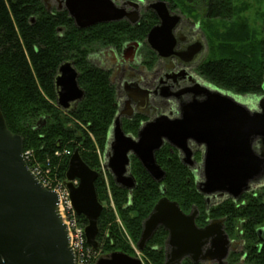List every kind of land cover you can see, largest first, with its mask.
<instances>
[{
    "label": "water",
    "instance_id": "1",
    "mask_svg": "<svg viewBox=\"0 0 264 264\" xmlns=\"http://www.w3.org/2000/svg\"><path fill=\"white\" fill-rule=\"evenodd\" d=\"M120 1L58 0V9H64L74 26L84 30L120 21L135 25L138 6L145 4V10L158 20L145 42L158 59H178L183 68L173 81H183L184 85L177 93H170L169 87L163 92V98L178 100L176 114L149 119L135 137L124 133L123 114L117 112L108 131L103 169L116 187L131 192L136 187L130 174V158L134 157L155 183H161L165 172L157 165L155 155L168 145L178 152L181 164L190 171L195 166L201 169V179L195 185L207 210L211 199L237 201L254 191L264 183V96L255 108H249L231 93L211 88L188 74V68L195 69L204 61L206 46L197 37L193 44L175 51L174 31L183 17L172 12L166 2L135 0L130 3L134 10L126 12L118 6ZM41 2L46 6L45 0ZM137 48L136 43L127 44L121 58L131 64ZM201 54L204 56L197 63ZM78 77L70 61L57 69L56 107L63 112L75 109L84 99ZM125 90L128 100H136L134 91L128 87ZM196 152L201 154L200 163L194 160ZM22 154V139L7 130L0 111V264H74L68 232L57 212L58 196L42 186ZM98 176L84 164L77 150L72 153L64 185L74 212L86 220L85 242L94 251L98 249L97 222L103 208L95 190ZM197 215L196 209L184 214L177 203L161 198L142 222L136 250L143 251L156 231L162 229L167 233L163 264H182L184 260L192 264H226L236 244L229 241L224 221L213 220L200 228L195 223ZM95 264L142 262L138 257L114 252L100 257Z\"/></svg>",
    "mask_w": 264,
    "mask_h": 264
},
{
    "label": "trees",
    "instance_id": "2",
    "mask_svg": "<svg viewBox=\"0 0 264 264\" xmlns=\"http://www.w3.org/2000/svg\"><path fill=\"white\" fill-rule=\"evenodd\" d=\"M144 1L166 2L171 11L177 7L174 0ZM180 1L203 11L207 22H231L236 13L232 0ZM145 16L147 25L143 21L134 26L120 21L79 30L66 11L48 12L41 0H0V111L6 128L22 139L23 152L32 151L36 161L41 166L48 164L61 181L76 150L84 164L98 173L95 190L103 207L96 237L100 256L121 252L136 257L142 222L165 197L177 203L184 214L196 209L195 223L200 228L213 220L224 221L226 235L243 243L240 254L229 255L228 264L240 259L243 264H264V183L237 202L226 199L207 210L196 191V177L168 145L155 155L157 165L165 172L161 183H155L134 157L130 158V174L136 187L131 192L116 187L109 173L103 171L101 157L117 104L108 74L87 58L103 48L120 50L126 42H143L156 20L150 13ZM214 38L218 44L211 49L213 58H206L195 69L196 75L235 96H264V14L258 36L243 23L240 29L232 26L229 32ZM66 61L73 63L84 91V99L70 112H63L55 104L54 78ZM136 124L123 123L124 132L135 136ZM194 160H201L199 152ZM79 220L86 225L83 217ZM166 238L165 231H156L139 252L144 264L164 263ZM182 264L192 263L184 260Z\"/></svg>",
    "mask_w": 264,
    "mask_h": 264
},
{
    "label": "flooded vegetation",
    "instance_id": "3",
    "mask_svg": "<svg viewBox=\"0 0 264 264\" xmlns=\"http://www.w3.org/2000/svg\"><path fill=\"white\" fill-rule=\"evenodd\" d=\"M131 2L133 3L135 0H130V2L121 0L118 3V6L123 8L126 12H131L134 10L133 6L130 4ZM58 7L56 9L57 11L64 10H59ZM138 9L139 18L135 25H138L142 21L147 25L148 21L145 18L147 13H150L156 19L151 28L158 25L156 16L151 11L145 10V4L140 3ZM47 11L50 12L48 9ZM174 38L176 41L175 51L179 52L181 48L193 44L196 41L197 36L194 35V31L191 28V23L187 20H183L182 18L180 25L174 31ZM145 40L146 37L143 42H126L120 50L112 47L103 48L99 51L89 54L87 58V61L91 65L108 74L109 87H112L114 90L115 102L117 104L116 114L117 112L123 114L121 119L122 129L123 123L126 122H132L133 126L137 123L139 129L149 119L158 117L161 114L167 115L168 113L172 112L174 116L176 114L179 102L175 97L163 98V92L165 88L169 87L170 93L174 94L177 93V91L184 85L183 81H177V83L173 81L174 78L178 77L179 72L183 68L178 59L171 58L168 61L158 59L156 54L148 47ZM132 43L138 44V48L134 55L133 62L131 64H127L121 58V53L127 44ZM203 56L204 55L201 54L196 62L198 63L200 59L203 58ZM200 64L201 63H199L198 66ZM195 69L191 67L186 71L188 74H190V71H195ZM126 87L135 92L134 97L136 100H128V97L126 96L127 92L125 90ZM220 202L222 201H218L217 199L210 200L211 205ZM228 239L231 243L236 244V250L230 251L229 255L231 253L236 255L240 254L243 243L237 238L230 239L228 237ZM226 264H228L227 260ZM234 264H243V259H240Z\"/></svg>",
    "mask_w": 264,
    "mask_h": 264
},
{
    "label": "rangeland",
    "instance_id": "4",
    "mask_svg": "<svg viewBox=\"0 0 264 264\" xmlns=\"http://www.w3.org/2000/svg\"><path fill=\"white\" fill-rule=\"evenodd\" d=\"M46 1V8L50 11L53 9H57L59 3L57 0H45ZM176 3V8L173 9V12H176L180 16L183 17V20H187L191 23V28L194 31V35L200 37L201 40L206 44L207 52L205 53L206 58H213L212 48L215 49L216 43L215 35H223L230 31L232 26H235L237 29H240V26L245 23L248 27L250 32H255L258 36V32L260 31L261 23H262V16L264 14V0H232V4L236 10L235 16L231 22H207L204 20V13L203 11L199 10L198 8L191 9L188 5L182 4L181 1L174 0ZM168 2V1H167ZM146 6V5H145ZM207 36L208 44L205 35ZM213 37V38H212ZM211 38L213 40L212 45ZM190 74L195 76L199 82L202 84H207L203 79L199 78L195 71H190ZM212 88V86H210ZM234 96V95H233ZM237 102L245 105L249 108H255L258 104V101L261 97H252V96H244L234 97ZM200 153V152H199ZM24 156L28 158V161L32 164V169H38L42 171L48 170V164L41 166L39 162L33 156L32 151L28 150L23 152ZM102 165L104 166L105 157L104 155L101 157ZM197 163H200L197 162ZM194 176L196 177V181H200L201 179V169L198 166H195L192 170ZM103 178L106 180V174L102 171ZM103 206H105L103 204ZM137 257L143 263L141 255L136 253ZM144 264V263H143Z\"/></svg>",
    "mask_w": 264,
    "mask_h": 264
},
{
    "label": "built area",
    "instance_id": "5",
    "mask_svg": "<svg viewBox=\"0 0 264 264\" xmlns=\"http://www.w3.org/2000/svg\"><path fill=\"white\" fill-rule=\"evenodd\" d=\"M65 155L67 156L69 153L65 152ZM24 159L31 164L26 155L24 156ZM31 172L44 188L56 193L58 196V213L67 228L69 247L74 255L75 264H94L98 259L99 254L93 252L86 246L84 227L73 211L68 191L64 187L62 181L59 180L56 175L52 174L49 165L48 170L46 171L33 168Z\"/></svg>",
    "mask_w": 264,
    "mask_h": 264
},
{
    "label": "bare ground",
    "instance_id": "6",
    "mask_svg": "<svg viewBox=\"0 0 264 264\" xmlns=\"http://www.w3.org/2000/svg\"><path fill=\"white\" fill-rule=\"evenodd\" d=\"M56 104V103H55Z\"/></svg>",
    "mask_w": 264,
    "mask_h": 264
}]
</instances>
